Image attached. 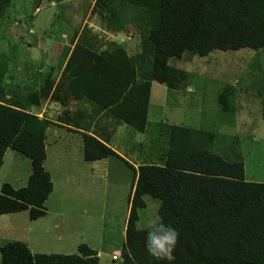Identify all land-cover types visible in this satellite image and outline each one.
<instances>
[{
	"label": "trees",
	"instance_id": "obj_1",
	"mask_svg": "<svg viewBox=\"0 0 264 264\" xmlns=\"http://www.w3.org/2000/svg\"><path fill=\"white\" fill-rule=\"evenodd\" d=\"M115 1L119 9L137 7L141 13L143 54L139 59L117 42L100 50L77 41L68 56L69 51L62 52L64 64L57 65L55 73L62 69L60 87L66 85L67 102L91 101L140 132L147 128L152 82L177 89L188 76L170 63L171 58L264 48V0H96V7L102 14L104 9L109 11L113 18ZM11 4L12 0H0V17ZM43 91L24 99L12 91L0 93V170L8 148L30 158L32 165L25 186L2 184L0 215L28 211L35 220L46 214L45 202L53 191L45 167L50 120L40 118L24 103L28 97V105H39L33 96L46 98L49 93L45 91V96ZM235 91L228 84L219 92L221 111L235 109ZM55 95L61 101L60 93ZM71 120V116L67 118V122ZM161 131L170 144L156 161L136 168L124 160L136 179L119 264H169L148 254L147 231L136 227L138 209L146 206L145 195L161 201L157 222L170 224L181 233L171 264H264V182L247 180L243 160L214 152L204 135L195 140L193 128L170 125ZM83 156L86 161L119 157L111 146L87 132ZM0 264L101 263L97 252L86 244L73 254L33 253L27 243L10 240L0 246Z\"/></svg>",
	"mask_w": 264,
	"mask_h": 264
},
{
	"label": "rangeland",
	"instance_id": "obj_2",
	"mask_svg": "<svg viewBox=\"0 0 264 264\" xmlns=\"http://www.w3.org/2000/svg\"><path fill=\"white\" fill-rule=\"evenodd\" d=\"M37 1L12 0L4 16L0 17V93L12 91L22 96L12 93L15 99L17 96L24 99L26 95L48 91V96L43 91L46 98L33 96L39 105L32 107L26 97L24 103H27V108L35 113L43 112V117L38 115L40 118L57 120L56 123L51 120L53 124L72 125L74 128L70 129L76 132L52 127L48 139H45L47 164L52 165L51 176L55 181V191L45 205L48 213L35 220L28 219L26 211L11 213L16 217H10V221L8 217H0V238L2 243L23 241L40 253L73 254L79 252L77 246L86 244L99 251L103 264H119L122 255L113 260L109 250L114 246L121 253L125 246L123 229L131 195V176L123 164L119 167L110 161V171L96 178L93 163L85 161L83 156L80 142L82 140L84 144V131L80 129L93 133V113L99 111V118H107L109 113L97 107L93 109V102L88 100L67 102L66 85L60 87L62 69L55 73V67L64 64L62 52L69 51L68 56L77 41L88 42L100 50L110 49L111 43L117 42L131 56L139 59L143 54L144 22L137 7L119 9L117 1L113 4V18L104 9L103 14L109 17L107 20L101 9L96 7V0H41L39 5ZM108 25L122 28L117 30L122 34L110 33ZM184 56L171 58L170 63L187 72L186 80L176 89L178 95L174 89H169L151 102L150 120L198 127L202 132L197 131L198 135L221 132L224 137L228 134L231 140H227V144H231L235 150L233 153L243 160L246 179L264 182V48L256 51L249 48L215 50L206 56ZM21 77L30 81L19 83ZM228 84L235 86V109L217 113V93ZM57 92L61 101L53 97ZM8 100L13 103L11 97ZM175 101L182 109L170 108ZM70 116L73 120L67 122ZM107 120L103 121L107 123ZM128 127L131 132L123 134L120 140L125 148L141 140L145 143L144 158L160 155L168 149L170 143L164 134L161 135V125L147 127L144 132ZM121 132L122 127L119 128ZM160 135L162 140L158 143ZM198 135L193 134L195 140H200ZM146 148H153V152L149 151V154ZM222 149L223 145L218 142L215 150ZM9 152L0 171V189L8 179L24 182L28 168L32 166L30 158L13 150ZM128 157L135 162L132 156ZM60 162L65 168L60 166ZM148 162L149 159L142 161ZM62 170L66 184L60 187ZM157 202V198L151 197L146 208L138 209L140 220L137 229H146L155 219L159 220Z\"/></svg>",
	"mask_w": 264,
	"mask_h": 264
},
{
	"label": "crops",
	"instance_id": "obj_3",
	"mask_svg": "<svg viewBox=\"0 0 264 264\" xmlns=\"http://www.w3.org/2000/svg\"><path fill=\"white\" fill-rule=\"evenodd\" d=\"M94 31V30H93ZM110 31V33L111 32H114L115 34L116 33H119V35H121L122 34V32H119V31H117V30H113V29H110L109 30ZM123 46V45H122ZM124 47V46H123ZM23 78L21 77V79L18 81L19 83L20 82H24V83H26L27 81H30V79L29 78H27V77H25V80H23ZM16 82V81H15ZM30 88V87H29ZM169 89L170 88H168L165 84H162V83H159V82H157V81H153L152 82V86H151V96H150V102H149V113H148V123H147V127L148 128H150V126H152V127H157V126H159V125H161L162 127L160 128V129H162L163 127H165V126H168V125H176V124H171V123H169L168 121H163V122H154V121H152V120H150V113H151V110H150V105H151V102L153 101V100H155L156 99V97H159L160 95L159 94H162V93H166V92H168L169 91ZM182 90V89H181ZM174 91H175V93H177V95H178V93L179 92H176V89H174ZM183 91V90H182ZM182 91H181V93H182ZM221 91V90H220ZM220 91H218V93H217V97H218V94H219V92ZM28 92H26V94H27ZM185 94V93H184ZM217 97H216V103L218 104V102H217ZM177 103H179L178 101H175V102H173L172 103V105H170V108H172V110H179V109H182V107L180 106V105H178ZM158 105H160V102H158ZM173 106V107H172ZM98 108V106H96V105H94L93 104V109H95V108ZM162 108L163 109H165V106H164V104H163V106H162ZM216 108V110H217V113H219V112H223V111H221L220 110V107L219 106H217V107H215ZM100 109V108H99ZM40 110V109H39ZM100 110H102V109H100ZM104 110H106V111H108L107 109H104ZM98 113H99V111H97ZM93 113V133L92 132H87V133H91V134H93V135H95V136H97L98 138H100L103 142H105L106 144H108L109 146H111L114 150H115V152L119 155V157L118 156H114V157H109V158H104V159H97V160H93V161H89V162H91V163H93V170H95V172H96V178H97V176L98 175H105L108 171H110V169L111 168H109L110 167V161H112V163H114V164H117L119 167H120V165H124V167H125V169L126 170H128V176H131V179H130V190L132 191V185H133V182H135V175H134V173H133V171L126 165V163L124 162V160H127V161H129L130 163H132L136 168H138V166H139V164H141L142 163V161L143 160H145V159H149L150 161L151 160H154V159H156L157 160V158L160 156V155H155L154 156V154L150 157V158H144V152H145V146H144V144L145 143H143L141 140L139 141V140H137V141H135V145H129V147L127 146L126 148L120 143V140H121V137H122V135L124 134H126L127 132H131V130L129 129V127L128 126H130V125H128V124H124L123 122H121V121H119L118 120V118L117 117H115L114 115H112L111 113H110V111H108V113H109V115L107 116V118L105 117V118H99L98 117V113ZM37 114L39 115V116H41V117H43V112H37ZM46 118V117H45ZM46 119H48V120H50V124H49V126L47 127V130H46V139H48V136H49V131H50V129L52 128V127H58V128H62V129H65L67 132H69V133H73V132H76V130H74V129H70L71 127L72 128H74V126H72V125H69V124H66V123H57V124H53V123H56L57 122V120H53V119H50V118H46ZM107 120L108 122L107 123H105L103 120ZM227 119V118H226ZM51 120L53 121V123L51 122ZM227 120H229L230 122H231V120L230 119H227ZM59 122V121H58ZM100 123H102V125H100ZM126 125V126H125ZM181 126H184V125H181ZM120 127H122V131L123 132H121V133H119V128ZM186 127H188V126H186ZM125 128H127L126 130H125ZM189 128H193L194 130H196V131H199V129H198V127H189ZM80 131H84V132H86V130H84V129H80ZM199 132H201V131H199ZM202 133V132H201ZM196 135H198L197 133H196ZM228 134H226L224 137L222 136V134H221V132H220V134H216V133H209L208 135H204L207 139H209V140H211V145H212V149H214V152H216V153H218V154H220V155H222V156H224V157H226V158H230V159H234V158H239V157H237V155L235 154V153H233L235 150H233V146L231 145V144H227V140L228 141H230L231 140V136H227ZM139 136V135H138ZM201 136H203V135H198V137H201ZM145 140V139H144ZM162 140V138H161V135L158 137V139H157V141H158V143L160 142ZM156 141V142H157ZM218 142L220 143V146H221V144L223 145V149L221 150V151H216L215 150V148H216V144H218ZM56 144V143H55ZM80 145L82 146V149H83V143H82V140H81V142H80ZM152 145H154V144H152ZM81 149V150H82ZM125 149V150H124ZM147 149V151H148V153H149V151H150V153H152L153 152V148H146ZM10 150H12V149H10V148H8L7 149V151H6V153H5V156H4V162H5V160H6V156H7V154L9 153L10 154ZM14 151V150H13ZM46 153H47V148H46ZM149 153V154H150ZM12 155V154H11ZM128 156H132L131 158H133L134 160H135V162H133V161H131L130 159H129V157ZM11 157V156H10ZM12 159V158H11ZM13 160V159H12ZM156 160H154V161H156ZM242 160V159H241ZM47 161H48V153H47V157H46V160H45V167H46V169L49 171V173H50V175H52L51 174V169H52V165L49 163V164H47ZM86 161V160H85ZM4 162H3V165H4ZM20 163H23V161H20ZM61 165H63L61 162H60V166ZM64 166V168H65V165H63ZM3 168V166L1 167V169ZM11 168V167H10ZM10 170V169H9ZM119 170H120V168H119ZM1 171V170H0ZM31 172H32V166H31V168H28V174H27V176H26V179H25V181L24 182H19V180H21V179H17L15 182L14 181H12L11 179H8V180H6L5 182H9V183H11L12 185H13V187H15V188H19V187H23V186H25L26 184H27V182H28V178H29V176H30V174H31ZM120 172H121V170H120ZM62 173H63V180H59V186L60 187H63V185L64 184H66L65 183V172L62 170ZM9 176H10V173H9ZM11 178V177H10ZM246 178V177H245ZM51 179H53V177L51 176ZM68 181H69V179H68ZM52 182H53V191L51 192V194H50V196L48 197V199L46 200V202H49V200L51 199V197H52V195H53V193H54V191H55V181H54V179L52 180ZM73 183V182H72ZM3 184V183H2ZM73 184H75V183H73ZM152 196H150V195H145L144 196V199H145V201H146V206H147V202H148V200L151 198ZM158 199V198H157ZM46 202H45V205H46ZM160 203H161V201H160V199H158V202L156 203V210L159 208V206H160ZM130 206H131V203H130V201L128 200V208H127V217H126V220H125V223H124V229H123V232H124V237H125V239H124V241H125V244H126V236H125V234H126V228H127V222H128V217H129V213H130ZM146 206L145 207H143V208H139V211L141 210V209H144V208H146ZM46 208H47V206H46ZM69 209H66V211H68ZM139 211H138V219H137V221H136V225H137V223H139V220H140V218H139ZM27 212V217H28V219H30L29 218V214H28V211H26ZM65 212V211H64ZM48 213V211L46 210V214ZM45 214V215H46ZM14 215V214H13ZM45 215H43V216H45ZM2 216H4V217H8L9 218V221L10 220H12V218H10V217H16V216H11V214H3V215H0V217H2ZM39 219V218H38ZM158 221V219H155L153 222H157ZM63 223L64 222H62V225H63ZM9 225H10V223H9ZM8 228H9V226H8ZM2 235V234H1ZM2 237L0 238V246L1 245H3L4 243H2ZM28 246H29V244H28ZM79 246H77V248H78ZM31 249V248H30ZM95 250V249H94ZM31 251L33 252V253H40V252H38V251H33L32 249H31ZM96 252H97V256H98V258H99V261L101 262V257H103L102 255H100V253H99V251H97V250H95ZM109 251H111V253H112V258H113V256L114 255H119V258H120V256H121V253H122V251H121V253H120V251H119V249L118 248H115L114 246H110V250ZM64 254H69V253H64ZM118 258V259H119ZM117 259V260H118ZM113 260H114V258H113ZM101 264H103L102 262H101Z\"/></svg>",
	"mask_w": 264,
	"mask_h": 264
},
{
	"label": "clouds",
	"instance_id": "obj_4",
	"mask_svg": "<svg viewBox=\"0 0 264 264\" xmlns=\"http://www.w3.org/2000/svg\"><path fill=\"white\" fill-rule=\"evenodd\" d=\"M140 230L147 231V252L151 257L157 261H167L169 264L176 260L175 250L181 236L177 228L160 221Z\"/></svg>",
	"mask_w": 264,
	"mask_h": 264
},
{
	"label": "built area",
	"instance_id": "obj_5",
	"mask_svg": "<svg viewBox=\"0 0 264 264\" xmlns=\"http://www.w3.org/2000/svg\"><path fill=\"white\" fill-rule=\"evenodd\" d=\"M113 258H115V259H116V258H118V256H117V255H114V256H113Z\"/></svg>",
	"mask_w": 264,
	"mask_h": 264
}]
</instances>
